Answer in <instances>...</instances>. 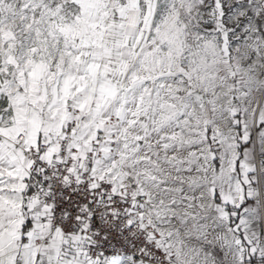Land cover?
Returning <instances> with one entry per match:
<instances>
[{
    "label": "snow or ice",
    "instance_id": "snow-or-ice-1",
    "mask_svg": "<svg viewBox=\"0 0 264 264\" xmlns=\"http://www.w3.org/2000/svg\"><path fill=\"white\" fill-rule=\"evenodd\" d=\"M0 264H264V0H0Z\"/></svg>",
    "mask_w": 264,
    "mask_h": 264
}]
</instances>
